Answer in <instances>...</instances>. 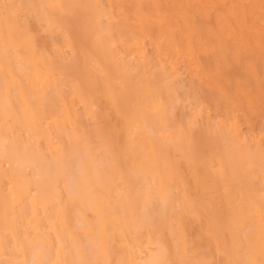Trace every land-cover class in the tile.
I'll use <instances>...</instances> for the list:
<instances>
[{"label": "snow or ice", "instance_id": "snow-or-ice-1", "mask_svg": "<svg viewBox=\"0 0 264 264\" xmlns=\"http://www.w3.org/2000/svg\"><path fill=\"white\" fill-rule=\"evenodd\" d=\"M171 7L242 22L211 41L223 103L144 53ZM257 39L264 55V0H0V264H264V72L258 96L225 83Z\"/></svg>", "mask_w": 264, "mask_h": 264}, {"label": "bare ground", "instance_id": "bare-ground-1", "mask_svg": "<svg viewBox=\"0 0 264 264\" xmlns=\"http://www.w3.org/2000/svg\"><path fill=\"white\" fill-rule=\"evenodd\" d=\"M106 1L111 2L112 0H106ZM131 1L133 4H144V5L161 4V5H168V6H173V5L174 6L202 5V4L225 5V4H243V3H250V2H258V0H131ZM25 2L26 3H40L41 0H25ZM97 2L104 3L105 0H97ZM167 11H169L174 18L175 30L173 32L169 33L168 38H166V39L161 38L159 44L156 47H154L153 46L154 37L159 36V29L158 28L154 29L152 33L146 35V42L143 45L144 53L146 54L145 49H144L145 44L149 43L157 51L158 57L160 58L159 63L162 64V67H161L162 73L165 71V68H167L168 70H171V67H172L171 62H174L175 64H176V62H179V61L184 62L187 64L186 67H189L191 69L190 70L191 73H193L196 77H199L200 79H204L208 83L209 86L210 85L212 86L215 79L213 80L209 71H207L206 69L208 67H212L213 63L211 65L210 62L204 61L203 60V58H204L203 53H206V52L212 53L214 55L213 59H216L217 49L212 47L210 43L208 44L207 39L213 40L214 38L217 37V35L223 34V35L228 36L229 38H238V39L242 40L243 39L242 22L239 20L236 21V29L239 31L233 30V31L226 32L223 24L221 22H219L215 16L210 15L208 9H182L179 7H171V8H168ZM198 19L206 20L209 23V25L207 26L206 29H204L203 26L198 25V24H200L199 22L197 23ZM209 20H212V22H213L212 27H211ZM188 37H191L190 42H188V40H187ZM195 38H197V41L201 43L200 44L201 46H199L200 52L196 51V49L194 48V44H195L194 42H196ZM255 48H260V44H259L258 39H257V41H255V43L252 46L245 47L244 49H247V50H245V52L252 53L254 51L253 49H255ZM260 50H261V48H260ZM125 51L132 52L133 50L131 47H129V48L125 49ZM255 52L256 51H254V53ZM256 53H259V52H256ZM193 57L195 58V61L193 60ZM164 65H165V67H163ZM259 68H261V67H259ZM262 68H264V67H262ZM237 69L239 71H241L239 68H236L234 71H236L238 73L239 71H237ZM234 71L232 70L231 72H234ZM231 72H229V73H231ZM261 72H262V70H261ZM241 74H242V72H241ZM241 74H237L236 77L232 75L231 78L228 79V81H229L228 83H230V85L235 88V93L240 94V95H247L249 93V88H250L248 80H249V78H251V76H254L255 68L253 67V71L251 73L246 72V74H247L246 76H244V74L242 76ZM253 83H254V81H253ZM253 83H252V85H253ZM255 83H254V86H255ZM260 83H261V80H260ZM256 85H257V83H256ZM257 86H259V84ZM257 86H256V88H257ZM213 89H215V87ZM231 89H232V87H231ZM260 89H261V87H260ZM214 93L216 94V92H214ZM258 94H259V92H258ZM214 96L216 98V95H214ZM203 97H205V95ZM210 98H211V96H210ZM216 101H219V100H216ZM216 101H215V103H216ZM0 102H2V101H0ZM220 102H221V100H220ZM254 118L256 120V117H254ZM257 119H258V117H257ZM259 119H260V117H259ZM260 122H257V123H260ZM245 128H246V126H245ZM256 129H257V127H256ZM3 183H4V176L2 174V170H0V187H2ZM72 223L75 226L76 219L74 216L72 218ZM191 229L192 228L189 227V231H191Z\"/></svg>", "mask_w": 264, "mask_h": 264}, {"label": "rangeland", "instance_id": "rangeland-1", "mask_svg": "<svg viewBox=\"0 0 264 264\" xmlns=\"http://www.w3.org/2000/svg\"><path fill=\"white\" fill-rule=\"evenodd\" d=\"M104 3L105 4H120V3H122V4H133L131 0L130 1L129 0H112L111 2H108V1L105 0ZM198 22L200 23L198 25L199 26L200 25L203 26L204 29H206L207 26L209 25V23L206 20H203V19H201V20L198 19L197 23ZM209 22H210L211 27H212V25H213L212 20H209ZM195 39H196V42H194L195 43L194 44V48L196 49V51L200 52L199 51V46H201L200 45L201 43L197 41V38H195ZM187 40H188V42H190L191 41V37H188ZM211 41H212V39H210V40L207 39V43L208 44L209 43L211 44ZM42 46L51 47V38L49 37L47 41H42ZM144 49H145L146 55L151 57V58H153L154 63H158L160 65V70L162 71V68H161L162 64L159 63L160 58L158 57L157 51L154 49V47L152 45H150L149 43H146ZM245 50H247V49H244V51ZM253 50L256 51V52H259V53H256V52L254 53ZM253 50H252L253 51L252 53L245 52L250 57V59L252 60V62H253L252 66L255 68L254 76H251V78H249V80H248L249 87H250L249 88V93H254V94H256L258 96L260 94V91H261V89H260V87H261L260 86L261 85V83H260L261 73L264 72V68H262V67H264V55H262V52H261L260 48H255ZM203 55H204L203 60L210 62L211 65L213 63L212 67H215V65L217 63V60L213 59L214 55L212 53H208V52L203 53ZM186 66H187L186 63L180 62V61L176 62V64H175V67L178 70H182V75H180L179 78L176 81V85H175L176 89L180 93H184V94H187L188 92H192V93L199 92V94L201 96V99L204 100L206 103H209L211 105L214 104L213 106H215L216 103H222L223 99L219 95L220 85L217 82V80L214 81L212 86L211 85L209 86L208 83L204 79H200L199 77H196L193 73H191V71H190L191 69L189 67H186ZM163 67H165V65ZM259 67H261V68H259ZM235 69L234 68L229 69V72H231L232 70L234 71ZM261 70H262V72H261ZM237 71H239V70L237 69ZM229 72H228V75L226 77L225 83L230 88L232 87V90L235 93V88L233 86H231L230 83H228L229 82L228 79L231 78L232 75L236 77L237 74H241V72H242V74H241L242 76H243V74H244V76H246L247 74L243 70L239 71L238 73L236 71L231 72V73H229ZM253 81H254V83L256 82L257 85L259 84L260 87L257 86L256 83H255V86H254ZM252 83H253V85H252ZM256 86H257V88H256ZM212 87L213 88L215 87L216 90L213 89ZM214 92H216V94ZM258 92H259V94H258ZM204 95H205V97H203ZM214 95H216V98H215ZM210 96H211V98H210ZM216 100H219V101H216ZM220 100H221V102H220ZM215 101H216V103H215ZM258 113H259V110L257 109L255 114H254L255 115L254 117H256V120L254 118V121H255V128L257 127V129H256L257 132L259 130V126H260V123H261L260 122L261 118L259 119L260 115ZM257 117H258V119H257ZM238 120L241 121V123H240L241 129L243 131L248 130V124H249L248 116L245 113L243 114L241 112L240 116L238 117ZM257 122H260V123H257ZM245 126H246V128H245ZM190 228H192V227L190 226ZM192 229H191L190 232L194 231V229L193 230Z\"/></svg>", "mask_w": 264, "mask_h": 264}]
</instances>
